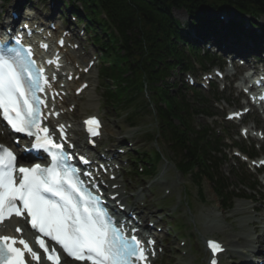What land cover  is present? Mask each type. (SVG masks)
Returning a JSON list of instances; mask_svg holds the SVG:
<instances>
[{"label":"snow or ice","instance_id":"obj_1","mask_svg":"<svg viewBox=\"0 0 264 264\" xmlns=\"http://www.w3.org/2000/svg\"><path fill=\"white\" fill-rule=\"evenodd\" d=\"M59 43L63 45L64 42L61 40ZM0 47L4 48L0 50V115L12 131L24 133L32 139L30 148L22 146L25 151L43 150L51 157L47 167L39 163L31 167L19 166L15 152L0 144V224L13 216L25 219L32 229L50 238L67 257L77 261H88L90 264H150L149 251L154 254V247L146 248L135 227L128 229L131 232L129 235L109 218L107 208L101 206L102 196L94 193L81 179L79 168L68 163L73 156L64 150V143L55 142L49 128L42 126V119H47L42 108L48 105L41 94L46 88H52L51 81L56 79L55 75H45V69L38 66L33 58L32 48H9L7 42H0ZM47 63L51 65L53 61L48 60ZM53 114L59 115L48 113ZM86 123L99 125L95 117ZM60 129L62 133L63 125ZM89 131L93 136L98 135L95 128L90 127ZM60 139L66 141V136L61 134ZM14 142L19 143L18 140ZM78 159L84 164L90 163L84 156ZM85 175L92 177L91 172ZM112 199L115 200L116 196ZM117 206L124 207L119 203ZM16 231L22 232L20 228ZM37 241L47 261L61 264L55 247H47L40 236H37ZM208 243L213 256L223 251L218 242ZM17 244L23 245V248L17 247ZM147 244L154 246V241L149 239ZM25 252L30 258L40 260L27 240L0 236V264H26ZM210 264H217L216 259H212Z\"/></svg>","mask_w":264,"mask_h":264},{"label":"trees","instance_id":"obj_2","mask_svg":"<svg viewBox=\"0 0 264 264\" xmlns=\"http://www.w3.org/2000/svg\"><path fill=\"white\" fill-rule=\"evenodd\" d=\"M80 1L87 6L91 22L98 23L102 31L106 33L109 29L107 22L99 17L102 8L118 31L108 38L101 34L94 37L102 51L100 77L106 87L107 103L117 109L140 106L145 111L154 103L160 123L159 135L166 142H175L169 147L178 158L179 168L185 172L197 168L200 178L207 175L213 179L206 161L209 152L203 142L209 130L207 127L197 130L193 123L196 107L173 94L169 88L172 84L165 81L173 67L182 62L192 66L179 44L186 38L172 9H186L193 16L205 7L224 6L259 16L264 15V0ZM89 27L94 28L92 23ZM194 53L200 56L199 49ZM171 58L176 61L174 64L169 61ZM145 89L150 90V101L142 98ZM135 117L136 114L128 120L134 122Z\"/></svg>","mask_w":264,"mask_h":264},{"label":"rangeland","instance_id":"obj_3","mask_svg":"<svg viewBox=\"0 0 264 264\" xmlns=\"http://www.w3.org/2000/svg\"><path fill=\"white\" fill-rule=\"evenodd\" d=\"M13 1L15 4L25 3L27 1L28 7L35 8L33 11H30V14L42 20H45V18L48 19L50 17L51 19H58V14H62L60 11L64 5V0H49L46 3L39 2L38 0H32V2L28 0ZM10 4L13 3H9L7 6L4 5L5 9L8 8ZM65 13L67 14V11ZM175 14L178 19L188 22L187 20L189 17L185 11L179 10L176 11ZM60 21L57 23V26L61 27L62 21ZM69 24L70 23L67 24L65 21L64 27ZM81 35V31L79 30L78 37L81 38ZM81 41L87 48L90 49L91 53H97L96 49L91 44L87 43V40L81 38ZM234 49L245 53L248 50L244 48L242 49V44L235 45ZM91 76L92 87L85 91L82 98L77 103L76 110L72 113V115H68V118L71 120H76V117H78L79 120V118L83 115L85 116L87 114L101 112L105 117V132L107 134V137L104 139V145H110L109 136L112 133H115L116 141H121L123 144L126 143L129 145V150L133 149L144 152L149 151L153 148V146H156L158 149L162 150L166 156L168 151L162 149L158 144L155 145L157 143L156 141L149 143L144 139L149 131L153 132L155 129V122L151 114L145 112L143 114V118H141L139 122L136 123L138 126L131 128L125 120L124 113H109L103 109L101 105V96L97 89L99 81L98 65L93 69ZM221 85L222 84H219V87H223ZM226 87V91L221 94L223 99L220 102L210 100V102H212V104H210V111L215 114V117L206 120V122L215 127V130L222 129V135H227L230 137L228 140V145L232 144L233 142H235V144L243 143L242 137L239 136L240 125H236L232 122H226L223 114L226 113L225 109L241 107L244 100L241 98L242 96H240L239 90L236 88V83H233L229 80L226 83ZM208 91L210 90H203V94H205L206 98L208 97L209 99L211 91ZM69 101L71 102V98H69ZM76 122L75 128L77 129L79 126ZM244 122L251 126L255 124H257L258 127L261 126L259 125L260 121L255 118L254 115L248 116ZM125 136L128 137V140L125 139ZM250 142H245L246 146H249ZM257 143L260 144V147L259 144L257 145ZM257 143V151L260 153L259 156H261L263 154L262 152H264V142ZM113 145H118V143ZM225 153H228L229 161H227V164L223 168L224 172L237 174L242 170L244 173H246L247 177H250L249 182L254 183V193L250 191H242V193L245 195L253 194L257 197V201L252 202L249 200H241L237 202V205L241 204L247 208L249 215L254 216L256 213H254L253 208L256 207L259 202L262 204V206H264L263 198L258 199L262 196L264 197V187L260 184L258 177L247 167V165H242L241 161L237 159L235 162L230 159L228 148H226ZM235 164H237V166H235ZM158 167L160 168L162 177L159 176V178L153 182L145 181L142 176L134 177V175L131 173L130 176L133 183L139 184V182H143L146 184L144 185L143 190L138 189L137 186V188H135L137 191L135 193H130V195L143 191L144 196L148 197L149 202H147V214L150 215L151 213L155 212L154 219H163V221L160 222V224L164 222L163 225H165L163 238H165V233L167 232L166 230L168 229L169 225L173 226L174 222H177V219L183 220L186 226L185 230L177 232V229L175 228V230H172L171 235L166 237V245L168 246L169 250L167 251L165 258L168 260L169 264H190V261L194 260V264H207V254L203 252V237H215L219 240L229 243V239L235 240L237 238L236 235L242 231L239 228L240 219L244 218L245 216H234L235 210L233 209L228 213L223 212L220 206V201L215 195L211 183L207 181L203 183L205 201H202L197 193V188L195 185L188 178L181 176L174 168L172 163L163 161L159 163ZM175 183L178 184L175 185ZM168 190H171L170 195L163 199V193L168 192ZM208 214L212 216L211 222L218 224V228L208 231V234H202L203 228L202 225L199 224L198 219H205V216ZM171 218H173L174 222L171 221ZM247 226L248 225L244 226L243 230L251 233V237H256L255 234L253 235L252 233L253 230L257 227L263 229L264 223L261 225L258 223L248 227ZM184 243H186V245L182 246ZM238 247H240V245H238ZM229 248L234 249L235 247L229 246ZM184 252H186V254H184ZM241 257L242 256L240 254L236 255L233 253H227L223 260L227 262L226 264H238L239 260H241Z\"/></svg>","mask_w":264,"mask_h":264},{"label":"bare ground","instance_id":"obj_4","mask_svg":"<svg viewBox=\"0 0 264 264\" xmlns=\"http://www.w3.org/2000/svg\"><path fill=\"white\" fill-rule=\"evenodd\" d=\"M76 145H77V147L79 149H82V147H81V145L79 144L78 141H76ZM113 184L119 185V188L116 191L119 192V196L121 197L122 201L124 202L126 198L124 196L123 189L120 188V187H122L124 185V183L121 180H117L115 182H111L109 184V187L111 185H113ZM140 195L141 194H139L138 196H140ZM243 210H244V212H247L245 208H243ZM256 218H257V220L254 221V223L258 222V221H261V220H264V212H259L257 214ZM18 222L19 221H15L13 223V226L10 229L11 233H13V230H14L13 227L15 225H17ZM206 227L208 228V230H211V228H214V227L218 228V226H214V224H212L210 226V224L208 222H206ZM204 232L207 233L208 231L204 230ZM249 235L250 234L248 232L241 231L239 234L236 235L237 238L235 240L229 239V244L230 245H232V246L233 245L235 246V244H239L240 245L241 248L238 247V245H236L235 246L236 248L232 249L233 250L232 253H234V254H239V253L244 254V257H243L244 260H242L243 261L242 264H250V262L253 260L252 257H254L255 256L254 254H256L258 252V250H259L258 249L259 245H255V244H259L261 241L264 243V235L263 234L259 235L257 238H252V237L250 238ZM259 239H261V240L259 241ZM221 263H223V262L221 261Z\"/></svg>","mask_w":264,"mask_h":264}]
</instances>
